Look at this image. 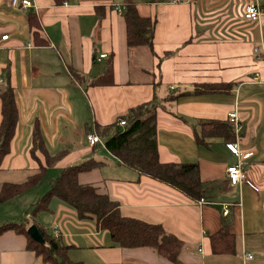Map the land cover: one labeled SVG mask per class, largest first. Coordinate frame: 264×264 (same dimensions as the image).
Here are the masks:
<instances>
[{"label":"crops","instance_id":"0c3cea01","mask_svg":"<svg viewBox=\"0 0 264 264\" xmlns=\"http://www.w3.org/2000/svg\"><path fill=\"white\" fill-rule=\"evenodd\" d=\"M31 1L23 7L20 0H0V88L9 83L18 109L10 150L0 166V188L5 182L19 184L41 166L43 155L30 150L37 123L47 153L65 151L45 176L68 164L100 161L80 173L79 182L116 200L122 215L160 223L183 247L178 263L151 248H119L93 219L78 218L58 198L51 200L48 212L38 214L40 221L24 213L31 199L20 214L24 221L34 218L49 227L69 245L68 257L83 264H264V0H258V22L242 17L250 0H132L140 15L155 19L151 50L127 47L123 0ZM100 53L106 56L96 60ZM108 61L112 82L93 83ZM200 83L228 86L193 92ZM82 98L91 118L79 106ZM152 99L158 104L159 160L197 163L204 202L125 166L104 143L108 157L101 159L97 144L88 145L86 135L97 133V126L115 124L131 106ZM231 110L238 120L232 141L212 137L207 145L197 142L200 120H226ZM233 142L238 154L226 146ZM239 159L245 180L231 185L226 167ZM42 180L4 203L38 199L32 193ZM225 215L231 216L235 251L213 253L210 236ZM248 254L252 257L246 259ZM0 264L52 263H42L29 251L24 235L6 230L0 234Z\"/></svg>","mask_w":264,"mask_h":264},{"label":"trees","instance_id":"16d2710c","mask_svg":"<svg viewBox=\"0 0 264 264\" xmlns=\"http://www.w3.org/2000/svg\"><path fill=\"white\" fill-rule=\"evenodd\" d=\"M56 3L65 0H54ZM122 16L125 23L127 47H145L152 49L153 30L155 19L142 16L137 5L132 0L122 1ZM30 24L35 22L29 20ZM37 23V22H36ZM43 39V43H44ZM34 43H42L34 38ZM74 76H79L74 72ZM112 63L108 61L103 73L93 83L106 84L112 80ZM228 84L213 83L196 84L193 92L225 91ZM0 166L3 157L10 150V143L15 134L18 119V109L12 87L6 82L0 88ZM156 100L144 101L131 106L128 111L119 116L114 123L97 126L96 132L105 137L104 146L114 157L125 166L134 169L140 174L165 183L173 189L179 190L191 200L203 195V181L199 177L195 162H161L158 157L156 141L155 110ZM123 125H118L119 121ZM226 120L206 119L199 121V131H196L197 142L204 145L209 138L220 137L223 142L232 141L234 133L232 125ZM112 132V133H111ZM30 150L43 155L44 159L38 171L26 180L14 183L5 182L0 188V204L7 202L23 192L36 186L45 176L46 168L53 167L64 156L65 151L49 155L40 128L34 123L31 131ZM101 164L93 158L63 166L58 174L50 180L49 188L35 202L27 213L33 217L40 212L49 211L53 198L62 200L73 208L78 218H91L97 229L108 232L112 245L127 248L147 247L173 263H178L179 253L183 241L173 233L164 229L160 223H151L136 217L122 215L119 203L111 199L106 193L88 183H80L78 175ZM231 216L225 215L221 219V227L210 236V245L213 253H234L235 239L229 231ZM26 221V220H25ZM5 222L0 224V234L6 230H13L26 238V247L42 263L52 264H83L81 261H72L68 257L69 245L65 244L58 235H54L49 227L39 225L33 218L29 222ZM35 224L43 237L42 243L34 241L28 234L27 228Z\"/></svg>","mask_w":264,"mask_h":264},{"label":"built area","instance_id":"2783aa9c","mask_svg":"<svg viewBox=\"0 0 264 264\" xmlns=\"http://www.w3.org/2000/svg\"><path fill=\"white\" fill-rule=\"evenodd\" d=\"M20 3L23 7H29L31 5H33L31 0H20ZM260 13H261V5L258 2V0H250L248 2H246L245 6H244V10H243V14L242 17L246 20H250V21H255L258 22L259 18H260ZM2 39H6L7 38V34H4L1 36ZM264 49V46H263ZM253 52H257L258 48L254 47ZM264 51V50H263ZM264 55V52H263ZM106 54L105 53H100L97 57L96 60H100L101 58L105 57ZM227 121H229V123L232 125V127H234L235 130H237V126H238V120H237V115H236V110H231L228 112L227 114ZM120 124H123V121H120ZM86 140L89 146H94L98 143H101V138L97 133H88L86 135ZM236 143H227L226 146L228 149L231 150L232 153L238 154L239 151L236 147ZM242 161L241 159H239L238 161H236V163L233 164H229L226 167V173H227V179L228 182L231 185H235V184H239L241 183L243 180H245V173H244V169L242 166ZM200 202H204V200L202 198L199 199ZM224 214L227 213V210L224 209L223 211ZM56 230V228H54ZM252 256L250 254L247 255V258H251Z\"/></svg>","mask_w":264,"mask_h":264},{"label":"rangeland","instance_id":"374dc122","mask_svg":"<svg viewBox=\"0 0 264 264\" xmlns=\"http://www.w3.org/2000/svg\"><path fill=\"white\" fill-rule=\"evenodd\" d=\"M261 14V13H260ZM80 108H82V112H84L85 115H88L89 118H91V113H90V109L88 108L87 105V100L86 98H82L80 100L79 103ZM112 133V132H111ZM101 138V144H97L96 147H98L99 151H95V154L99 153V158H104V157H108L107 154H105L106 152L104 151V147H103V143L105 137H100ZM98 156H94V158H97ZM57 170L55 171H49V173L45 176V178L42 180V182L40 183V185H38L37 187H35L33 190L32 195H38V197H40L42 194H44L47 189L49 188V180L51 178H54L57 174ZM46 187V188H45ZM31 199H33L32 201L35 202L36 200H34V198L29 197V199L25 202V199H16L11 201L10 203H4V204H0V224L1 223H7V222H17V223H21L24 221V217L26 215L25 212H27L29 209L24 210V214L20 215L21 212L23 211V207H28L29 206V201H31ZM57 200V199H54ZM32 202V203H33ZM20 205V206H18ZM32 206V205H31ZM30 207V206H29ZM43 214V213H41ZM47 214V213H44ZM40 215H38L37 218H35L36 220L40 221L42 220V217H39ZM28 221H31L30 218L28 219Z\"/></svg>","mask_w":264,"mask_h":264},{"label":"water","instance_id":"95a60500","mask_svg":"<svg viewBox=\"0 0 264 264\" xmlns=\"http://www.w3.org/2000/svg\"><path fill=\"white\" fill-rule=\"evenodd\" d=\"M35 226H36L35 224H31L27 228V232L34 239V241H38V242L42 243L45 240H43V237L41 236L38 228Z\"/></svg>","mask_w":264,"mask_h":264}]
</instances>
